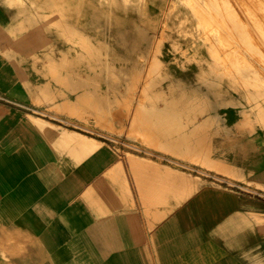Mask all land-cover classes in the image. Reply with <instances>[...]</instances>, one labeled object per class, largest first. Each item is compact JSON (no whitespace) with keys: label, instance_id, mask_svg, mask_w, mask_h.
Here are the masks:
<instances>
[{"label":"crops","instance_id":"0c3cea01","mask_svg":"<svg viewBox=\"0 0 264 264\" xmlns=\"http://www.w3.org/2000/svg\"><path fill=\"white\" fill-rule=\"evenodd\" d=\"M227 60L176 67L190 125L153 124L195 179L172 155L118 150L63 100L0 101V264H264V51Z\"/></svg>","mask_w":264,"mask_h":264},{"label":"rangeland","instance_id":"374dc122","mask_svg":"<svg viewBox=\"0 0 264 264\" xmlns=\"http://www.w3.org/2000/svg\"><path fill=\"white\" fill-rule=\"evenodd\" d=\"M172 1L144 0L145 18L153 15L154 25L138 14L134 6L127 11L126 16L131 18L135 25L146 28L149 36L146 40L137 39L138 49L147 50V56L145 59L139 55L135 57L141 65L140 71L136 73L138 77L134 79L136 88L123 91L106 88L102 79L98 87L93 88L90 81H97L94 77L99 74L90 63L93 57H89L77 42L81 30L90 28L91 33L88 29L86 33H93V15L100 0H1L2 6L7 9H3L0 15V88L10 90H3L0 101L50 104L63 100L66 105L63 107L64 111L78 118L82 125L98 133V136L110 140L118 150L121 149L122 140H125V147L128 143L130 151L148 153L162 163L168 162L166 158L172 155L176 157L174 161L178 168L191 172L194 179L201 177L199 162L188 158L187 155L159 147L158 136L154 132L157 127L154 128L153 123L141 120L135 130L130 127L135 106L140 104L142 115L151 112V109L156 110L163 101H167L172 93H175V90L168 88V83L178 79L176 67H181L179 62H184L183 66L196 61L198 66L216 67L218 61L222 66V63L233 55L261 58L264 48L259 45L264 42V0H180V4L186 6V20L182 29H176L177 27L172 25L176 10L167 17ZM220 8L221 12H224L223 15ZM119 13L124 15L122 11ZM238 18H244L241 21L243 25L238 22ZM168 19V25L165 27ZM250 21H255L256 24ZM89 40L90 43L93 41L90 38ZM173 40L179 45L175 46ZM158 41L160 46L158 62L155 63L157 68L152 70L155 66L152 54ZM132 61L130 58L128 61L114 63L130 67ZM166 71H169L170 77H165ZM78 81L85 83L83 87ZM25 89L63 91L32 95L27 94ZM186 89L190 90L187 87ZM142 94L147 95L143 97ZM189 101L191 107V98ZM95 104L97 108L94 107ZM147 109L149 111H146ZM189 125L190 121L186 123L185 131ZM204 166L223 171L221 166Z\"/></svg>","mask_w":264,"mask_h":264},{"label":"bare ground","instance_id":"6f19581e","mask_svg":"<svg viewBox=\"0 0 264 264\" xmlns=\"http://www.w3.org/2000/svg\"><path fill=\"white\" fill-rule=\"evenodd\" d=\"M184 3L186 4V2H184ZM216 3H219V2H216ZM223 4H225V3H223ZM217 5L218 4H216V6ZM131 6H134L135 10L138 12V14L143 15V17L145 18L146 12L144 10V7H145L144 0H132V1L129 0V2L126 1V3L125 2L122 3L119 0H100V3L96 7V9L94 11V15H93V20H92L93 21L92 23L94 24L93 33L92 34L86 33L87 29L90 32V30H91L90 28H85V29L80 31L82 33H80L81 35L78 36L79 39H78L77 42H78L79 46L82 47L85 50L86 54L89 57H93V60L90 61V63L93 64V68H94L95 72H97L99 74V75L94 77V79H97V81H90V83L92 84L94 89H96L98 87V85H99L98 83H99L100 79H102L104 81V83L106 85V88H108V89H115V90L116 89H119V90L123 89V91H125V90L128 91L132 87H133V89L136 88V87H134L135 86L134 79L136 77H138V75L136 76V73H138L140 71L141 65H140L138 59H136L135 57L139 55L143 59H145L146 56H147V50H145V49L139 50L138 49L137 39H143V40L145 39L146 40L149 35H148V32H147L146 28L139 27L138 25H135L133 23V20L126 16L127 11L129 10V8H131ZM179 6H181V7H179ZM231 6L233 7L232 4H231ZM222 7H223V5H222ZM201 8H202V6H201ZM177 9H178V11H177ZM185 9H186V6L184 4H180V0H173L171 2L170 6H169V10L167 12V17H168V15H170L171 13H173L176 10V12L173 14L174 15V18H173L174 22H172V25H174L175 28L177 27L176 29H182L181 27L185 23V20H186V11H185ZM120 11L123 12V14H124L123 16L119 13ZM220 12H221V8H220ZM223 13H222V15H223ZM224 16H226V15H224ZM153 17H154L153 15H150V16L148 15V17L145 18V19H148V22H150V23L153 22L152 24L154 25ZM195 17H197V16H195ZM228 17H230V16H228ZM235 18H237V17H235ZM169 19H168V21L165 22V27H166V25H168ZM238 19H236V20H238ZM241 19H239L238 22L239 21L240 22L243 21L244 18L242 20ZM51 20L53 21V18ZM230 20H231V17H230ZM245 22L247 23V21H245ZM253 22L255 23V21H253ZM253 22H251V23H253ZM241 24H242V22H241ZM220 25H221V23H220ZM37 26H38V24H37ZM202 27L204 28V26H202ZM172 28L173 27H171V29ZM248 28H250V27H248ZM248 30H250V29H248ZM32 32H31V34H32ZM42 34H44V33H42ZM87 34L89 36H87ZM40 35H41V33H40ZM166 37H170V35H166ZM89 38L93 40L91 43H90ZM86 39H88V41ZM32 41H33V39H32ZM173 44L175 46L179 45L176 40H173ZM159 46H160V43L158 41L157 47H156L155 51L152 54V59H153L154 64L158 62ZM130 58L133 59L132 64H131L130 67H128L126 65H120V64L119 65H115V63H114L115 61H122V60H127L128 61ZM179 63H181L180 64L181 67H179V68H184V66H183L184 62H179ZM156 68L157 67H156V64H155V66L152 67V70L156 69ZM102 73H104V75H101ZM168 73H169V71L165 72V77H170ZM144 77H146V76H144ZM79 83H81V82H79ZM84 84L85 83L82 81V83H81L82 87H83ZM145 86L148 87L146 85V82H145ZM168 88L170 90H175V93L174 94L172 93L171 97L167 101H163L161 103V105H159L160 107L157 108L156 110L155 109H151L152 110L151 112L143 113L141 115L140 114V111H141L140 110V104H138V103L136 104L135 110H134V113L132 115L131 122H130V127L133 130L136 129L135 127H137V124L141 120H143L145 122H151V123L154 124L158 120H164L166 118H169V115H171V119L177 123L178 127H184L186 125V123L191 120V118H192V113H191L192 112L191 111L192 108L189 107V102H190L189 98L192 97L194 92L191 89L190 90L186 89V86H185V83H184L183 79L171 80L168 83ZM138 94H140V93H138ZM143 94H145V93H143ZM146 95H143V97L144 96L146 97ZM149 99H151V98L149 97ZM136 100H138V99H136ZM140 100H142V99H140ZM81 102H83V101L81 100ZM140 102H142V101H140ZM93 105H94V103H93ZM99 105L100 104H98V106ZM64 106H65V104H64ZM152 106H154V105H152ZM61 107H62V105H61ZM91 107H92V105H90V109L93 108V107L92 108ZM94 107H96V104H95ZM96 108H95V110H96ZM149 109H147L146 111H149ZM143 112H144V110H143ZM120 116L121 115L119 114V117ZM165 116H167V117L165 118ZM120 121H122V120L120 119ZM226 129H228V128H226ZM180 131L184 132L182 130H180ZM182 137L183 136L178 135V143H177V150L178 151L182 150L181 144H183V143H179L180 142V138H182ZM185 143H188V142L185 141ZM209 163L212 166H216L212 162H209Z\"/></svg>","mask_w":264,"mask_h":264}]
</instances>
